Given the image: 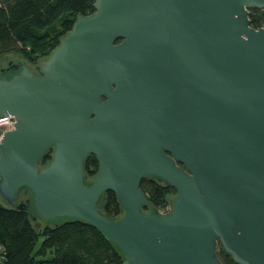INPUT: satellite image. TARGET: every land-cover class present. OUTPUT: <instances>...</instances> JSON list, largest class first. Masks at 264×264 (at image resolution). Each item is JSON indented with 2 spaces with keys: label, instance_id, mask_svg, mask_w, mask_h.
<instances>
[{
  "label": "water",
  "instance_id": "95a60500",
  "mask_svg": "<svg viewBox=\"0 0 264 264\" xmlns=\"http://www.w3.org/2000/svg\"><path fill=\"white\" fill-rule=\"evenodd\" d=\"M92 6L37 70L0 58V115L15 117L0 202L34 229L87 222L124 264H222L219 244L264 264V27L249 18L264 0ZM145 176L174 187L168 211L141 191Z\"/></svg>",
  "mask_w": 264,
  "mask_h": 264
},
{
  "label": "trees",
  "instance_id": "16d2710c",
  "mask_svg": "<svg viewBox=\"0 0 264 264\" xmlns=\"http://www.w3.org/2000/svg\"><path fill=\"white\" fill-rule=\"evenodd\" d=\"M93 1L0 0V56L18 52L30 62H39L57 46L79 16L94 11ZM249 18L254 28L264 27V9L251 8ZM49 154L42 165L50 158ZM97 166L96 157L89 155L84 163L85 173L92 176ZM140 189L150 204L163 212L168 211L176 192L173 186L148 176L141 179ZM26 197L28 193L22 191L20 198ZM103 212L113 218L120 215L111 191L106 192ZM46 252L51 253L49 258L36 256ZM217 255L222 264H239L220 244ZM0 264H124V260L115 246L87 222H62L55 228L47 224L37 230L31 226L25 210L0 203Z\"/></svg>",
  "mask_w": 264,
  "mask_h": 264
},
{
  "label": "rangeland",
  "instance_id": "374dc122",
  "mask_svg": "<svg viewBox=\"0 0 264 264\" xmlns=\"http://www.w3.org/2000/svg\"><path fill=\"white\" fill-rule=\"evenodd\" d=\"M4 56H11V57H13L14 59H16V60H18V61H20V62H26L29 66H30V68H32V69H34V70H37V63L38 62H36V63H33V62H30L28 59H26L25 57H23L20 53H18V52H10V53H6V54H3V55H1L0 56V58H2V57H4ZM27 194H25L24 196H26ZM24 196H22V197H24ZM1 203V202H0ZM163 212V211H162ZM45 225H43L42 227H44ZM42 227L40 228V229H37V230H41L42 229ZM39 243H40V240H38V242L36 243V246H35V248L36 247H38V245H39ZM37 257H39V258H49L50 256H51V253H48V252H46V254H42V253H39V254H37L36 255Z\"/></svg>",
  "mask_w": 264,
  "mask_h": 264
},
{
  "label": "built area",
  "instance_id": "2783aa9c",
  "mask_svg": "<svg viewBox=\"0 0 264 264\" xmlns=\"http://www.w3.org/2000/svg\"><path fill=\"white\" fill-rule=\"evenodd\" d=\"M15 117L12 114L0 115V142L2 140L3 134L14 128Z\"/></svg>",
  "mask_w": 264,
  "mask_h": 264
},
{
  "label": "flooded vegetation",
  "instance_id": "af4514ba",
  "mask_svg": "<svg viewBox=\"0 0 264 264\" xmlns=\"http://www.w3.org/2000/svg\"><path fill=\"white\" fill-rule=\"evenodd\" d=\"M87 178H89V176L87 175Z\"/></svg>",
  "mask_w": 264,
  "mask_h": 264
}]
</instances>
